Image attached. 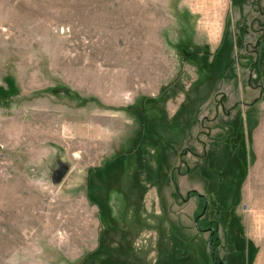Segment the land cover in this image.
Returning <instances> with one entry per match:
<instances>
[{"label":"rangeland","instance_id":"rangeland-1","mask_svg":"<svg viewBox=\"0 0 264 264\" xmlns=\"http://www.w3.org/2000/svg\"><path fill=\"white\" fill-rule=\"evenodd\" d=\"M173 1L0 0V264H264V0Z\"/></svg>","mask_w":264,"mask_h":264},{"label":"crops","instance_id":"crops-1","mask_svg":"<svg viewBox=\"0 0 264 264\" xmlns=\"http://www.w3.org/2000/svg\"><path fill=\"white\" fill-rule=\"evenodd\" d=\"M202 5H199V2L197 0H183V1H173L172 3H177V6L174 7V9H187V10H199L203 9L205 11H211V10H218L221 9V11L224 9L220 4H215L217 0H202ZM224 1V0H220ZM230 3V6L234 4V7L239 6L242 7L247 0H228ZM227 1V2H228ZM197 3V4H196ZM227 14L222 13L220 17H225ZM207 16V15H206ZM225 23H222L221 25L224 26ZM220 32V41H222V35H223V29ZM214 33L207 34L208 41L214 40L213 36H215ZM181 40L180 38H178ZM260 127V126H258ZM259 137V136H258ZM261 141L256 143L255 146H253V153L255 155V161L249 168V172L247 173L246 179L247 183L246 189L241 192V195L245 197V200L249 202H264V143H260ZM262 144V145H261Z\"/></svg>","mask_w":264,"mask_h":264}]
</instances>
